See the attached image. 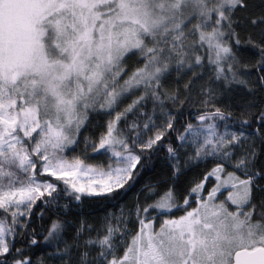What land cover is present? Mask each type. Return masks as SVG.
Returning <instances> with one entry per match:
<instances>
[{
	"label": "snow or ice",
	"instance_id": "1",
	"mask_svg": "<svg viewBox=\"0 0 264 264\" xmlns=\"http://www.w3.org/2000/svg\"><path fill=\"white\" fill-rule=\"evenodd\" d=\"M0 264H264V0H0Z\"/></svg>",
	"mask_w": 264,
	"mask_h": 264
},
{
	"label": "trees",
	"instance_id": "2",
	"mask_svg": "<svg viewBox=\"0 0 264 264\" xmlns=\"http://www.w3.org/2000/svg\"><path fill=\"white\" fill-rule=\"evenodd\" d=\"M143 179L148 180L149 176L146 175ZM138 188H139V185H137V189ZM132 196H133V193H129V199H131ZM84 211L92 214L93 216H102L104 213V205L93 202L89 207H86ZM39 225H40V221H39V218L37 217V227H39Z\"/></svg>",
	"mask_w": 264,
	"mask_h": 264
}]
</instances>
